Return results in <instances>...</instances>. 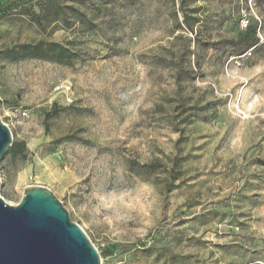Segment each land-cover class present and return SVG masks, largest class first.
Returning <instances> with one entry per match:
<instances>
[{
    "label": "rangeland",
    "instance_id": "1",
    "mask_svg": "<svg viewBox=\"0 0 264 264\" xmlns=\"http://www.w3.org/2000/svg\"><path fill=\"white\" fill-rule=\"evenodd\" d=\"M23 3L43 28L0 20V117L27 155L1 158L0 197L50 190L101 264H264V0ZM38 42L74 58L13 61Z\"/></svg>",
    "mask_w": 264,
    "mask_h": 264
},
{
    "label": "water",
    "instance_id": "2",
    "mask_svg": "<svg viewBox=\"0 0 264 264\" xmlns=\"http://www.w3.org/2000/svg\"><path fill=\"white\" fill-rule=\"evenodd\" d=\"M12 143L0 117V160ZM0 264H101V259L50 190L27 187L16 206L0 197Z\"/></svg>",
    "mask_w": 264,
    "mask_h": 264
},
{
    "label": "trees",
    "instance_id": "3",
    "mask_svg": "<svg viewBox=\"0 0 264 264\" xmlns=\"http://www.w3.org/2000/svg\"><path fill=\"white\" fill-rule=\"evenodd\" d=\"M24 0H0V20L7 17L12 13L22 14L23 16L32 17V21L40 28H43V23L41 16L37 15L33 17L25 8ZM182 3L183 0H180ZM182 13V24L185 28L193 33V25L188 21V15L183 9L180 10ZM86 22V21H84ZM245 33L236 41H231L230 44L233 46H239L243 49L241 55L246 53L251 54V49L260 43V39L256 35L254 30H251L247 26L243 28ZM74 58V53L70 52L68 49L64 48L60 44L56 43H46L38 42L34 44H23L19 47L18 53H16L13 61H18L22 59L30 60H42L57 64H65L70 62ZM59 107L53 105V110L50 113H46L44 116L49 119L53 115L57 114ZM12 159L20 158L25 161L27 158L25 147L23 143H12L11 147L6 152ZM150 165H144L142 168L148 169Z\"/></svg>",
    "mask_w": 264,
    "mask_h": 264
},
{
    "label": "built area",
    "instance_id": "4",
    "mask_svg": "<svg viewBox=\"0 0 264 264\" xmlns=\"http://www.w3.org/2000/svg\"><path fill=\"white\" fill-rule=\"evenodd\" d=\"M241 27H242V28H245V27H246V22H245V21H241ZM244 55H251V54H250V53H246V54H244ZM68 102H71V100L68 99ZM20 114H21L22 116H25V115H26L24 111H22Z\"/></svg>",
    "mask_w": 264,
    "mask_h": 264
}]
</instances>
